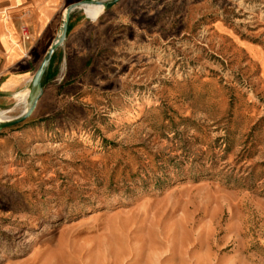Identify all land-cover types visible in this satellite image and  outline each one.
Wrapping results in <instances>:
<instances>
[{
  "label": "rangeland",
  "instance_id": "374dc122",
  "mask_svg": "<svg viewBox=\"0 0 264 264\" xmlns=\"http://www.w3.org/2000/svg\"><path fill=\"white\" fill-rule=\"evenodd\" d=\"M198 1L3 143L0 264H264V0Z\"/></svg>",
  "mask_w": 264,
  "mask_h": 264
},
{
  "label": "crops",
  "instance_id": "0c3cea01",
  "mask_svg": "<svg viewBox=\"0 0 264 264\" xmlns=\"http://www.w3.org/2000/svg\"><path fill=\"white\" fill-rule=\"evenodd\" d=\"M87 1L111 0H0V109L8 108L15 98L27 101L31 80L60 36L68 8ZM180 3L181 0H120L109 10L102 8L96 17L88 16L84 8L73 10L67 37L53 54L43 79V94L36 110L43 109L49 90L81 87L89 74L98 79L101 71L97 66H105L113 56H124L133 46L146 45L160 37L172 38V11ZM24 27L30 32V41L22 37ZM60 76H64L65 83L58 86ZM22 124L0 131V148L8 142L13 149L18 138L34 134Z\"/></svg>",
  "mask_w": 264,
  "mask_h": 264
},
{
  "label": "water",
  "instance_id": "95a60500",
  "mask_svg": "<svg viewBox=\"0 0 264 264\" xmlns=\"http://www.w3.org/2000/svg\"><path fill=\"white\" fill-rule=\"evenodd\" d=\"M120 0H111L109 2H102V1H87L83 3H79L76 5H73L68 8L67 14L65 17L64 24L61 28V33L58 39L55 41V43L51 46L49 49L47 55L45 56L41 66L37 70L36 74L34 75L33 79L31 80V83L29 85V93H28V109L22 113L20 116L10 119V120H4L0 122V131L5 130V129H10L15 126H18L22 123H24L26 120H28L33 113L35 112L38 102L43 94V79L45 77V74L51 64V60L53 57V54L55 51L60 47L68 33V22L70 18V14L73 10L78 9V8H84L86 6H97V7H102L105 10H109L112 8L114 5H116Z\"/></svg>",
  "mask_w": 264,
  "mask_h": 264
},
{
  "label": "bare ground",
  "instance_id": "6f19581e",
  "mask_svg": "<svg viewBox=\"0 0 264 264\" xmlns=\"http://www.w3.org/2000/svg\"><path fill=\"white\" fill-rule=\"evenodd\" d=\"M101 9H102V7H97V6H86V7H84V11L87 13V15L88 16H90V17H96L98 14H99V12L101 11ZM96 13V14H95ZM27 100H28V98H27ZM26 111V110H25ZM24 111V112H25ZM4 117H3V115H1L0 114V122L1 121H4ZM7 119V118H6Z\"/></svg>",
  "mask_w": 264,
  "mask_h": 264
},
{
  "label": "built area",
  "instance_id": "2783aa9c",
  "mask_svg": "<svg viewBox=\"0 0 264 264\" xmlns=\"http://www.w3.org/2000/svg\"><path fill=\"white\" fill-rule=\"evenodd\" d=\"M22 37H23V39H24L25 41H30V39H31L30 32H29V30H28L26 27H24V28L22 29Z\"/></svg>",
  "mask_w": 264,
  "mask_h": 264
}]
</instances>
